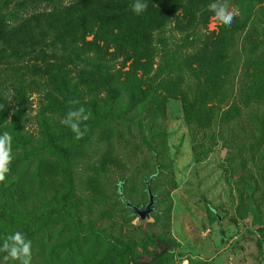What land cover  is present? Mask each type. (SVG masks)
<instances>
[{"label":"rangeland","instance_id":"rangeland-1","mask_svg":"<svg viewBox=\"0 0 264 264\" xmlns=\"http://www.w3.org/2000/svg\"><path fill=\"white\" fill-rule=\"evenodd\" d=\"M20 1L0 0V23L14 20ZM74 1L77 0H42L37 8L49 10ZM230 4L239 10L237 16L246 20L247 26L236 34L226 61L233 62L232 68H245L248 57L242 47L243 36L248 28H255L258 38L264 40V14L258 6L249 11L246 0H230ZM221 24L213 15L206 25L196 24L180 31L175 28L174 19H170L155 34L152 71L143 77L144 84L150 85L156 94L162 78L180 74L191 93L193 82L184 69L183 58L196 49L206 33L217 32ZM65 53H70L85 69H100L105 78L117 74L119 69L118 62L102 65L91 54L78 55L75 48ZM252 67L250 64L247 68ZM2 69L0 134L7 131L12 135V156H18L22 164L34 160L37 153L30 147L22 148L23 136L33 137L35 143L40 140L45 146L43 152L55 153L60 147V135L75 140L74 133L61 123L70 108L83 106L92 113L85 122L89 131L93 124L118 117L128 107L126 89L117 84L88 91L76 88L71 80L59 84L52 96L40 78L27 77L19 83L17 75L8 68ZM22 71L18 68L17 74ZM239 72L237 69L228 87L229 102L240 99ZM29 79H34L36 84L28 86ZM133 85L135 81H130L127 87ZM254 89L257 96L264 97V80ZM10 90L14 95L9 100L5 94ZM71 100H78L79 104H70ZM149 106L144 103L126 112L127 119L113 123L122 133L116 145L119 154L109 163L102 180L110 197H117L120 191L132 203L145 204L148 195L144 181L149 178L154 211L145 220H139L117 199L107 217L96 211L79 218L57 219L52 215L49 220L57 222L49 228V238L39 232L31 240L32 264H184L185 259L189 264H264V180L259 176L264 168V150L244 151L233 144L230 155L221 137L211 144L209 130H195L187 124L177 96L164 99V115L154 121L148 117ZM223 134L228 138L227 133ZM232 139L238 144L235 134ZM102 148L91 143L88 153L77 158L71 175L75 182L89 172L91 162L99 157ZM251 157L253 162L246 160ZM69 179L70 175L62 172L61 182L65 184ZM33 209L23 211L16 218L18 226L26 223L27 232L34 231L44 221ZM0 264L20 262L11 258L4 262L0 256Z\"/></svg>","mask_w":264,"mask_h":264},{"label":"trees","instance_id":"trees-1","mask_svg":"<svg viewBox=\"0 0 264 264\" xmlns=\"http://www.w3.org/2000/svg\"><path fill=\"white\" fill-rule=\"evenodd\" d=\"M40 1L21 0L14 12V20L0 23V70L8 68L17 75L19 83L25 82L27 77L40 78L50 88L52 96L59 84L71 80L76 88L83 87L88 91L117 84L126 89L128 107L119 118L93 124L79 141L60 135L57 153L43 152L45 146L40 140L35 143L33 137H22V148L30 147L37 153L34 160L24 164L15 156L5 181L0 182V247L4 238L15 231L24 233L26 240H32L39 232L49 238V228L57 222L49 220L52 215L57 219L79 218L84 213L96 211L107 217L114 201L121 200L120 191L117 197H110L102 180L109 163L119 154L116 145L120 143L122 133L113 127V123L127 119L124 117L126 112L144 103L150 104L148 117L154 121L164 115V99L177 96L187 124L195 130H209L211 144L221 137L230 155L233 144L244 151L248 148L264 150V97L254 92L257 83L264 80V40L258 38L260 35L255 28H248L243 36L242 47L248 57L245 68H232L233 62L226 61L235 45L236 34L246 29V20L236 16L231 26L221 24L217 32L206 33L196 49L184 56V69L193 82L191 93L185 88V78L179 74L162 78L156 86L159 92L154 94L150 85L144 84L143 77L152 71L155 34L170 19H174L175 28L180 31L196 24L206 25L209 17L215 15L209 8L214 0H142L148 7L140 14L133 11L136 0H77L49 10L38 9ZM246 2L249 11L258 6L264 14V0ZM69 48H75L78 55L91 54L102 65L118 62L117 74L105 78L100 69L79 66L70 53H65ZM250 64L253 67L247 68ZM18 68L24 71L17 74ZM237 69L240 70V99L229 102L228 87ZM130 81H135V85L127 87ZM26 83L28 86L36 84L34 79ZM155 100L158 102L152 107ZM223 133H227L228 138ZM233 134L238 144L232 139ZM87 143L88 146L94 143L96 148L103 147V151L91 162L89 172L75 182L71 176L73 165L78 157L88 153ZM230 155L228 160L232 163ZM239 159L243 161L241 157ZM246 160L253 162V157ZM64 171L70 175L65 184L61 182ZM259 176L263 181L264 168ZM31 207L44 221L34 231L27 232L26 223L18 226L16 218ZM52 208L55 209L52 211ZM77 223H81L80 220ZM0 253L4 261L7 253Z\"/></svg>","mask_w":264,"mask_h":264},{"label":"clouds","instance_id":"clouds-1","mask_svg":"<svg viewBox=\"0 0 264 264\" xmlns=\"http://www.w3.org/2000/svg\"><path fill=\"white\" fill-rule=\"evenodd\" d=\"M147 7L146 2L136 0V3L133 5V11L140 14ZM209 8L215 13L216 18L226 26H231L234 18L239 14V10L230 4V0H214L209 5ZM5 95L10 100L14 93L10 90ZM69 103L79 104V101L71 100ZM91 117L92 113L83 106H80L79 108H70L66 114V118L62 119L61 123L68 127L74 133V138L79 141L86 135L88 125L85 122ZM11 145L12 135L7 131L0 134V182L5 181L6 174L10 171L9 165L13 159ZM0 252L7 253L3 258L5 262L11 258L19 261L20 264H32L31 240H26L24 234L20 231H15L4 238ZM184 264H189V260L185 259Z\"/></svg>","mask_w":264,"mask_h":264},{"label":"water","instance_id":"water-1","mask_svg":"<svg viewBox=\"0 0 264 264\" xmlns=\"http://www.w3.org/2000/svg\"><path fill=\"white\" fill-rule=\"evenodd\" d=\"M145 191L148 195V200L145 204H135L126 199L121 192H119V197L123 203L131 209V212L137 215L139 220H145L154 211V194L150 188L149 178L145 179Z\"/></svg>","mask_w":264,"mask_h":264}]
</instances>
